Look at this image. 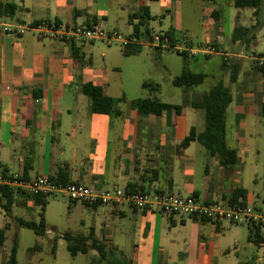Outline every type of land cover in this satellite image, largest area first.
<instances>
[{"label": "crops", "instance_id": "crops-1", "mask_svg": "<svg viewBox=\"0 0 264 264\" xmlns=\"http://www.w3.org/2000/svg\"><path fill=\"white\" fill-rule=\"evenodd\" d=\"M11 2L16 4V12L11 17H0V24L44 21L98 24L125 36L134 35L136 24L143 31L151 21L179 9V0ZM205 2L209 21H213L206 45L215 51L209 52L193 43L181 47L186 52L203 53L206 58L213 55L234 58L231 65L237 62L241 66L237 80L231 82L229 79L227 85L232 92V101L227 110L226 143L237 150V162L233 166L223 165L197 140L183 146L192 128L198 133L205 128L204 114H199V109L192 106L194 97L199 99L206 92L199 89L200 86L195 89L181 87L184 99L180 113L168 110L161 116L141 115L132 107V101L126 109L122 108L126 99L120 104L122 115L96 113L92 111V99L84 93L83 84L92 82L102 86L105 94L114 97L111 90L123 62L115 57L111 48L101 51L97 45L99 40L68 43L41 39L31 31L11 35L0 25V171L27 173L29 178L65 175L67 182L83 183L96 189L164 191L179 196L194 195L207 202L222 204L230 203L234 192L243 190L247 201L263 205L264 192L250 187L246 174L253 171L252 181L256 184L262 178L264 189V171L259 173L260 167L264 168V72L247 66L255 58L253 55H242L237 47L231 51L222 47L221 0ZM154 4L158 5L157 13ZM143 7H148L151 16L146 24H140L139 18L131 19ZM126 23L130 29L123 32L120 26ZM179 26L180 21H174L164 30L173 32L171 40L177 50V44L181 42ZM263 30L249 35L254 34L257 38ZM140 40L131 44L140 45L143 50L149 45V39L143 34ZM125 47L123 44L124 55ZM142 50L126 56L141 55ZM185 70L189 69H183L181 73ZM229 115L231 121L227 123ZM23 199L26 200L22 203L28 208L35 205L33 199ZM71 202L70 207L80 203L93 209L89 231L81 236L91 235L117 251H120L119 240L116 241L117 227L125 232L127 225L130 246L124 256L130 264H264V225H260L259 241L251 240L248 235L249 243L241 249L233 237L231 240V235L225 234L228 230L235 235L231 225L236 224L227 220L168 215L130 205L88 206L79 201ZM102 206L112 208L102 213L99 210ZM9 215L14 217L13 212ZM117 215L128 222H116ZM16 222L17 217H14L13 222L6 221L0 228L7 225L5 237L6 231L13 226L20 228ZM81 223L85 224V221L82 219ZM87 244L86 253H91L98 261L99 254L90 245L91 239ZM33 251L35 254L41 249L36 245ZM54 252L55 247L52 248ZM0 257H3L1 250ZM8 258L3 257L0 264H5ZM26 261L25 264H30V258Z\"/></svg>", "mask_w": 264, "mask_h": 264}, {"label": "rangeland", "instance_id": "rangeland-1", "mask_svg": "<svg viewBox=\"0 0 264 264\" xmlns=\"http://www.w3.org/2000/svg\"><path fill=\"white\" fill-rule=\"evenodd\" d=\"M221 5L220 15L224 19V33L221 41L222 47L228 51L237 47L236 50L242 55H253L255 58L249 61L247 64L248 67L260 64V60L264 59V30L261 31L257 38L254 35H249V43H241V41H238L234 45L232 41L233 29L236 27V24L251 26L253 20H255L253 16L254 10L249 7L237 8L234 6L233 0H221ZM207 6L204 0H179V9L177 11L173 10V12L165 13L164 17H158L151 21L149 26L151 29L154 28L152 33L155 34L165 32L164 30L170 28L174 21H180V26L177 30L180 33L179 35H181V42L177 44L179 45L178 48H182L181 46L187 47V43H193L196 47H208L206 45L208 41L207 36L213 21H209ZM154 11L156 13L159 12L157 4H154ZM120 29L125 32L130 27L126 23L120 26ZM121 34L125 35L123 33ZM97 45L101 51L111 48L109 50L115 52V57L123 62L119 66V69L122 71L116 77L111 90L114 93V97H125L126 102L122 103L123 109H126L127 104L131 101L145 97L158 98L163 102L181 105L184 99V92L181 87L173 84L172 78L173 75L180 74L183 69L208 74L205 83L199 87L201 90L208 91L220 79L226 85H229L228 74H230L231 70L227 72L228 74L224 73L225 71L221 66L224 57L220 55H213L210 58H206L203 53L185 51L187 54V58H185L174 47L151 48L148 45L143 48L141 55L126 56L122 53L123 42L115 41L112 45H108L106 42L99 40ZM192 55H195V57H192ZM197 111L199 114H204L205 116L202 109ZM228 121H231V115H229L227 123ZM262 142L264 144V139ZM263 171L264 168L261 166L259 173L262 174ZM253 176V171H249L246 174V179L250 181V187L263 193L262 178H259V183L256 184L252 181ZM22 200L26 199L18 196L12 206L14 217L39 220L41 217V208L37 205L28 208L27 205L22 203ZM4 204L5 200H2V203H0V228L6 221L13 222L14 219V217L12 218L10 215H7ZM72 204L71 200L65 195H57L49 198V202L44 210V217L48 228L46 235H38L32 229L26 227L16 229L13 226L10 230H7L4 244L0 246L3 257L9 256L17 241V257L20 264H25L27 258H30V264H88L94 260L96 257L91 253L73 255L68 250V241L64 238V235L67 233H72L76 236L86 234L89 231L93 217L91 213L93 209L84 207L80 203L70 207ZM111 208V206H102L99 210L104 213L105 210H110ZM82 219L85 221V224L81 223ZM116 222L126 224L128 219L117 215ZM231 227L235 235L232 236V234L228 233V230H226L225 234L227 236L231 235V240L233 237L239 247L243 249L249 243L248 226L246 224H236L231 225ZM124 228H127V231L121 232L119 226L116 230V241L119 240L120 243L119 253L123 255L128 253L130 246V235L127 225ZM16 233L17 240L15 239ZM36 245L40 247L41 252L34 254L33 247ZM53 247H55L54 253H52ZM243 252L242 250L241 253ZM3 257H0V262Z\"/></svg>", "mask_w": 264, "mask_h": 264}, {"label": "trees", "instance_id": "trees-1", "mask_svg": "<svg viewBox=\"0 0 264 264\" xmlns=\"http://www.w3.org/2000/svg\"><path fill=\"white\" fill-rule=\"evenodd\" d=\"M205 1H211L216 3L218 0ZM233 4L237 8L249 7L254 10V23L251 26H244L242 24H238L234 28L232 35L233 42L241 41V43H249L250 32H256L264 28V0H233ZM15 12L16 4L14 2L0 0V17H11L15 14ZM133 18H139L141 19L140 24H146L147 21L151 19L148 7H143L140 13L132 15L131 19ZM134 30V35L137 38H141V35L143 34H145V36H147L148 38L152 35L151 28L148 24L145 26V29L143 31L140 29V25L136 24L134 25ZM165 34L170 36V39L173 40V32L171 30L165 31ZM172 45L174 46L173 42ZM141 50L142 46H133L130 43L126 45L124 53L126 55H132L134 53L140 52ZM177 51L182 53L185 58H187V54L184 50ZM234 60V58H224L222 63V69L224 71H227L228 69L231 70L229 76L231 82H235L237 80L238 73L241 68L240 64L237 62L231 65V62ZM254 67L257 71L264 72V63L257 64ZM207 78L208 74L206 73L185 70L181 74L175 76L172 82L175 86L178 87L195 89L196 87H199L200 85L204 84ZM83 90L84 93H86L92 99L93 112L122 115L123 112L120 109V104L125 101L124 96L119 98L111 97L104 93V89L102 86L96 85L92 82H85L83 84ZM231 101V89L224 83L222 79L212 85L209 90L202 95L201 98L194 99L192 101V106L194 108L202 109L205 113V128L200 133H198L195 128H192L190 134L183 141V146L188 145V143H190V141L192 140L199 141L202 145L205 146L210 155L217 157L220 162L226 167L233 166L237 162V150L228 147L226 143V117L228 106L230 105ZM132 107L137 110L138 113L141 115L154 114L157 116H161L165 111L168 110H174L176 113H180L182 110L181 105L170 104L167 102H163L158 98L151 97L138 98L133 100ZM2 172L10 174V172H8L7 170H2ZM21 178L31 179L27 176V173L21 174ZM51 178L56 180L60 184L69 183L67 182L65 175ZM18 196L33 199L35 205L41 208V217L39 220L24 219L21 217H17L18 227H26L32 229L38 235H45L47 233V226L44 217V210L49 202V197H46L42 194L29 195L20 191L17 188L0 185V203H2V200H5L4 208L8 215L11 214L12 206L17 200ZM231 202L246 203L247 198L244 195V191L238 190L234 192ZM260 227V225H249V238L251 240L255 242L259 241L261 237ZM6 228L7 225L5 228L0 230V244L4 241ZM64 238L68 241V250L73 255H76L79 252L86 253L88 251L87 241L91 239L90 245L97 250L99 254V260H93L90 262V264H102V262H105L106 264H130L126 256L120 254L119 251H117L115 248L108 247L105 242L100 241L97 238L92 237L91 235L73 236L67 233L64 235ZM15 239L17 240V234L15 236ZM5 264H19L17 258V241L14 244L10 252L9 258Z\"/></svg>", "mask_w": 264, "mask_h": 264}, {"label": "built area", "instance_id": "built-area-1", "mask_svg": "<svg viewBox=\"0 0 264 264\" xmlns=\"http://www.w3.org/2000/svg\"><path fill=\"white\" fill-rule=\"evenodd\" d=\"M2 30L11 35H22L28 31L34 32L41 39H53L68 43L77 40H103L107 44L115 41L130 43L140 42L135 35L125 36L118 31H108L98 24H64L57 21H44L29 24L5 23L0 24ZM151 47H174L170 36L165 32L152 33L148 38ZM184 50L183 48H178ZM205 50L215 51L213 47L206 46ZM264 63V59L260 60ZM0 185L19 189L29 194H42L52 198L65 195L71 201H79L88 206L96 204H113L116 206L130 205L146 211H157L168 215L178 214L188 217H198L211 221L227 220L234 224L264 225V204L253 201L246 203L207 202L197 196H179L164 191H149L142 189H96L93 186L69 182L60 184L48 175H38L31 179H22L21 174H7L0 171Z\"/></svg>", "mask_w": 264, "mask_h": 264}]
</instances>
